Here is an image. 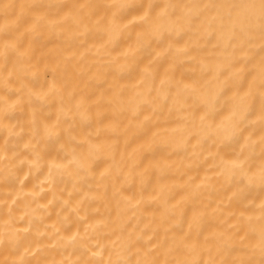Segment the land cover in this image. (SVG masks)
<instances>
[{
  "label": "clouds",
  "instance_id": "1",
  "mask_svg": "<svg viewBox=\"0 0 264 264\" xmlns=\"http://www.w3.org/2000/svg\"><path fill=\"white\" fill-rule=\"evenodd\" d=\"M0 264H264V0H0Z\"/></svg>",
  "mask_w": 264,
  "mask_h": 264
}]
</instances>
